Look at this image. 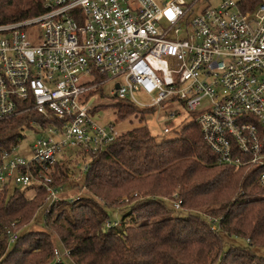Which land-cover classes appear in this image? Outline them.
I'll list each match as a JSON object with an SVG mask.
<instances>
[{
  "label": "built area",
  "instance_id": "1",
  "mask_svg": "<svg viewBox=\"0 0 264 264\" xmlns=\"http://www.w3.org/2000/svg\"><path fill=\"white\" fill-rule=\"evenodd\" d=\"M200 3L45 0V13L0 25V121L32 111L56 122L31 121L48 135L29 161L13 156L15 147L0 154V190L42 187L45 214L61 190L53 185L57 155L70 147L89 156L120 134L90 114L111 82L113 99L195 113L216 162L254 174L264 190V4L241 11L231 1ZM138 92L151 103L137 101Z\"/></svg>",
  "mask_w": 264,
  "mask_h": 264
},
{
  "label": "trees",
  "instance_id": "2",
  "mask_svg": "<svg viewBox=\"0 0 264 264\" xmlns=\"http://www.w3.org/2000/svg\"><path fill=\"white\" fill-rule=\"evenodd\" d=\"M256 5L238 2L241 11ZM46 11L45 0H0V25ZM112 101L120 120L148 113ZM31 121L56 125L32 111L0 121V154L18 145ZM171 128V138L158 140L139 125L92 155L74 153L89 161L82 185L73 186L77 200L60 197L72 170L70 159L56 160L53 185L61 190L45 214L42 187L0 190V264H264L256 251L264 248V190L254 174L218 164L193 119ZM37 219L41 232L30 229ZM56 240L68 263L51 247Z\"/></svg>",
  "mask_w": 264,
  "mask_h": 264
},
{
  "label": "rangeland",
  "instance_id": "3",
  "mask_svg": "<svg viewBox=\"0 0 264 264\" xmlns=\"http://www.w3.org/2000/svg\"><path fill=\"white\" fill-rule=\"evenodd\" d=\"M161 1V0H157ZM222 1H231L234 4H238L240 0H201V3L199 7L210 5V7H218ZM264 4V0H257V5ZM232 10V9H231ZM113 82L106 84L103 87V94L101 95L102 90L98 89L96 92V103L98 104L97 107L92 109L90 111L91 116L93 117V120L100 126H107L108 124H112L115 126L117 130L121 128L126 127H136L139 125L146 124L147 128L149 129L150 133L156 137L158 140L163 138H171L173 136V133L171 131L164 133V128L172 127L171 129H178L179 126L182 125L185 121L192 120L195 116V113H187L182 110H177V106L175 104L165 103L159 106H156L154 108H145L148 110V113L141 116L133 114L129 117H127L124 120H120L117 117V114L115 110L110 107L109 105L113 104L114 102L113 97L109 95V92L112 89ZM135 99L143 104H149L151 103V99L149 97H146L144 94L138 92L135 93ZM138 110H142L143 108L138 107ZM176 111V116L174 119H170V114L172 112ZM120 132V130H119ZM123 133V132H120ZM23 138L18 142V145L15 147V150L12 152V155L15 157H22L26 161H29L31 158V146L35 143V141L40 137H47L48 133L47 131L40 130L32 127L30 129H25L22 133ZM70 147H66L63 149L62 154H58L56 157V160H66L70 159V168L71 170V178L68 180L67 183L63 186V191H61V198L65 199H77L80 197V195H76V190L73 189V186H81L82 182L85 177V165L89 163L88 157L82 158L81 156H75L73 154V151H76L75 149L70 150ZM33 188V187H32ZM31 188V189H32ZM13 186L9 188L8 195H10L13 192ZM29 190V189H27ZM33 191L29 190L27 192V195H32ZM229 206V205H226ZM178 211V212H177ZM177 213H181L179 210H177ZM200 213L205 212L204 209L199 210ZM110 221L118 220L119 214L110 213ZM39 220V219H37ZM37 220L30 226L31 230L41 232L42 230V219H40L38 222ZM37 222V225H36ZM40 227V228H39ZM232 242L244 246L246 242L242 239L238 240H232ZM58 253L59 257L63 262L68 263V257L66 255L64 246L62 242L59 240H56L54 244L51 245ZM258 255L264 256V248L256 249Z\"/></svg>",
  "mask_w": 264,
  "mask_h": 264
},
{
  "label": "crops",
  "instance_id": "4",
  "mask_svg": "<svg viewBox=\"0 0 264 264\" xmlns=\"http://www.w3.org/2000/svg\"><path fill=\"white\" fill-rule=\"evenodd\" d=\"M132 128H134V127H126V128H121V129H119V130H120V132H125V131H127V130L132 129Z\"/></svg>",
  "mask_w": 264,
  "mask_h": 264
},
{
  "label": "water",
  "instance_id": "5",
  "mask_svg": "<svg viewBox=\"0 0 264 264\" xmlns=\"http://www.w3.org/2000/svg\"><path fill=\"white\" fill-rule=\"evenodd\" d=\"M115 88L117 89V88H118V86L116 85V86H115Z\"/></svg>",
  "mask_w": 264,
  "mask_h": 264
}]
</instances>
